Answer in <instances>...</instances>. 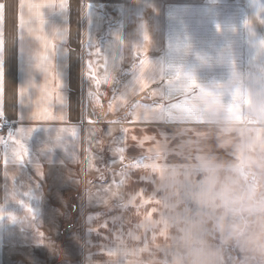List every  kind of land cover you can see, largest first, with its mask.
<instances>
[{
	"label": "crops",
	"instance_id": "crops-1",
	"mask_svg": "<svg viewBox=\"0 0 264 264\" xmlns=\"http://www.w3.org/2000/svg\"><path fill=\"white\" fill-rule=\"evenodd\" d=\"M0 5V129L5 123L12 125L0 133V264H31L36 263V255L42 256L41 226L32 230L39 236L36 240L32 232L29 236L34 238H28L24 231L11 233V224H76L77 232L67 236L66 253L70 256L80 250V256L99 255L101 235L109 231L107 225L126 223L134 216L143 225L147 220L141 221L142 214L149 208L170 207V191L178 193L179 207L197 204L192 193L199 191V182L185 183L184 175L171 177L165 168L147 169L140 175L132 166L124 173L130 175V184L114 179L106 184L107 175H122L121 164L106 169V147L113 154L115 150L106 127L112 130L120 125L122 115L131 111L137 98L136 84L131 80L137 79V74L123 73L121 49L130 45L129 37L119 32L123 28L113 29L106 43L108 26L99 3L0 0ZM130 30L135 31L133 27ZM145 37L153 56L152 27ZM145 63L151 68L152 84L153 61ZM148 122L153 124V107L149 108ZM150 130L146 135L156 136ZM154 144L151 138L145 148L153 151ZM133 152L137 153L136 146ZM106 190L131 193L129 204L119 201L113 205L119 209L117 217L100 210L90 212L106 206L99 196ZM187 195L189 201L184 199ZM125 207L130 215L122 214ZM159 213L147 214L154 218ZM161 218L151 227L147 223L145 243L137 233L130 238L135 248L144 245L147 256H168L169 226L164 216ZM76 234L78 242L74 241ZM44 239L53 240L50 234ZM241 253L253 255L244 249Z\"/></svg>",
	"mask_w": 264,
	"mask_h": 264
},
{
	"label": "rangeland",
	"instance_id": "rangeland-1",
	"mask_svg": "<svg viewBox=\"0 0 264 264\" xmlns=\"http://www.w3.org/2000/svg\"><path fill=\"white\" fill-rule=\"evenodd\" d=\"M93 1L99 3L106 17V43L112 30L118 27L123 28L118 29L121 34L129 37V47L121 49L125 62L123 73L137 74V79L131 80L137 91L131 111L122 115L120 125L112 130L106 127V134L113 136L115 142L114 154L106 147V169L122 166L121 177L107 175L106 184H111L112 179L119 184H130V175L124 173L132 166L140 175H145L147 169L165 168L171 177L184 175L185 183L194 179L200 182L203 174L193 171L199 156L234 162V149L219 146V113L226 112L240 127L264 132V0ZM130 27L135 31L131 32ZM151 27L153 56L150 41L146 44L145 39ZM147 60L153 61L152 84ZM141 61H144L143 67ZM185 73L191 74L195 82L188 81ZM150 107H153V124L149 121L147 125ZM150 129L156 135L150 136L155 143L153 151L145 148L151 140L146 135ZM135 146L137 153L133 152ZM253 163V155L242 161L240 171L246 180L252 178ZM177 195L170 191L169 208H149L147 213L160 212L154 218L143 213L141 221L147 220L143 225H139L140 219L135 221V216L126 223L107 225L109 231L101 233L99 255L80 256V250L70 256L66 253L67 236L79 229L66 221L59 225L11 224L9 229L15 235L18 231L27 232L28 238H34L32 234L29 236L32 232L37 240L39 236L32 230L41 226L42 256L36 255V263L31 264H188L189 252L201 241L218 252L220 264H264L253 255L242 254L240 246L225 243L216 227L217 212L202 208L196 202L188 203L190 207H179ZM99 196L106 206L90 212L100 210L117 217L119 209L113 205L119 201L129 204L131 193L106 190ZM184 199L190 200L188 195ZM71 211L74 213L75 209ZM123 211L122 214H131L128 207ZM67 216L65 220L69 219ZM162 216L169 226L168 256H147L144 245L135 248L130 238L137 233L145 243L147 223L151 227L156 219L161 222ZM49 234L51 241L44 239ZM73 237L78 242L77 234Z\"/></svg>",
	"mask_w": 264,
	"mask_h": 264
},
{
	"label": "clouds",
	"instance_id": "clouds-1",
	"mask_svg": "<svg viewBox=\"0 0 264 264\" xmlns=\"http://www.w3.org/2000/svg\"><path fill=\"white\" fill-rule=\"evenodd\" d=\"M218 124L219 146L233 148L236 159L223 162L208 155L197 158L193 171L203 174L197 203L218 213L216 227L225 243L236 244L264 260V132L240 127L226 112L218 114ZM248 155L254 156L250 180L240 171ZM188 264H220V260L218 253L201 241L189 252Z\"/></svg>",
	"mask_w": 264,
	"mask_h": 264
},
{
	"label": "snow or ice",
	"instance_id": "snow-or-ice-1",
	"mask_svg": "<svg viewBox=\"0 0 264 264\" xmlns=\"http://www.w3.org/2000/svg\"><path fill=\"white\" fill-rule=\"evenodd\" d=\"M0 8H3V6L0 5ZM2 18H3V16L0 15V19H2ZM145 39H147V37H145ZM2 50H3V41L0 40V52H2ZM143 64H144V61H141V67H143ZM185 76H186V79H187L188 81H190V82H192V83L195 82V78H194L191 74H189V73H185ZM2 78H3V59L0 58V82H2ZM0 91H2V88H0ZM201 92H202V93L204 92V89H203V88H201ZM236 95L238 96V95H239V92H237ZM121 151H122V149H121ZM122 158H123V157H121V159H122ZM145 166H146V165H145ZM29 211H31V209H29Z\"/></svg>",
	"mask_w": 264,
	"mask_h": 264
},
{
	"label": "built area",
	"instance_id": "built-area-1",
	"mask_svg": "<svg viewBox=\"0 0 264 264\" xmlns=\"http://www.w3.org/2000/svg\"><path fill=\"white\" fill-rule=\"evenodd\" d=\"M12 125L10 123H5L0 129V133H3L5 129H11Z\"/></svg>",
	"mask_w": 264,
	"mask_h": 264
}]
</instances>
